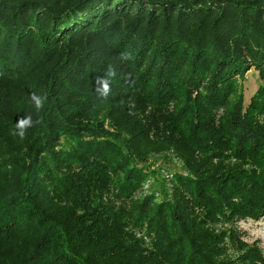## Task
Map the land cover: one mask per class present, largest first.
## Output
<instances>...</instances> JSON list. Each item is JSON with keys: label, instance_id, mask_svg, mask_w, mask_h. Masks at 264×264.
<instances>
[{"label": "trees", "instance_id": "trees-1", "mask_svg": "<svg viewBox=\"0 0 264 264\" xmlns=\"http://www.w3.org/2000/svg\"><path fill=\"white\" fill-rule=\"evenodd\" d=\"M260 218L264 0H0V264H258L210 226Z\"/></svg>", "mask_w": 264, "mask_h": 264}, {"label": "rangeland", "instance_id": "rangeland-1", "mask_svg": "<svg viewBox=\"0 0 264 264\" xmlns=\"http://www.w3.org/2000/svg\"><path fill=\"white\" fill-rule=\"evenodd\" d=\"M260 84L261 81L258 72L254 68H248L244 71L242 78H238L237 88L242 92L241 95L243 97L244 106L248 104L251 96L255 93ZM169 108L171 109L170 106ZM147 165H149L150 170L153 171L155 175L150 176V178L144 183V193L152 188L164 186L165 183L168 185L167 175H169V173L177 172L186 174L187 172V168L183 161L176 153H173L172 150L165 152V154L154 155L152 159L148 161ZM141 192H139V194ZM210 227L217 233L222 229L232 228L239 240L249 247L253 246L258 249L261 257V261L258 264H264V218H260L259 220H239L233 224H218ZM229 251L232 250L230 249Z\"/></svg>", "mask_w": 264, "mask_h": 264}, {"label": "clouds", "instance_id": "clouds-1", "mask_svg": "<svg viewBox=\"0 0 264 264\" xmlns=\"http://www.w3.org/2000/svg\"><path fill=\"white\" fill-rule=\"evenodd\" d=\"M129 58V53L122 52L120 53L119 59L126 60ZM115 76V70L111 66L105 73L104 77L96 78V91L102 97H107L111 91L110 83L111 78ZM31 100L37 111L44 107L45 102L47 101L46 96L38 95L37 93H31ZM34 122L31 115L21 116L18 118L15 124V134L19 136L21 140H23L27 134V130L34 126Z\"/></svg>", "mask_w": 264, "mask_h": 264}]
</instances>
